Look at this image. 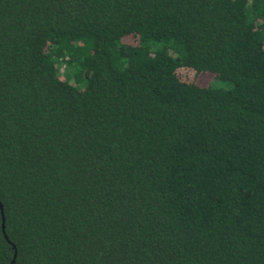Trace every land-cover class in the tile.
Instances as JSON below:
<instances>
[{
  "label": "trees",
  "instance_id": "trees-1",
  "mask_svg": "<svg viewBox=\"0 0 264 264\" xmlns=\"http://www.w3.org/2000/svg\"><path fill=\"white\" fill-rule=\"evenodd\" d=\"M0 205V264H264V0H0Z\"/></svg>",
  "mask_w": 264,
  "mask_h": 264
},
{
  "label": "rangeland",
  "instance_id": "rangeland-1",
  "mask_svg": "<svg viewBox=\"0 0 264 264\" xmlns=\"http://www.w3.org/2000/svg\"><path fill=\"white\" fill-rule=\"evenodd\" d=\"M180 74H181V76H182L184 79L189 78V74H188V72H187L186 70H184V69H181V70H180ZM204 77H205V76H204ZM204 79H206V77H205Z\"/></svg>",
  "mask_w": 264,
  "mask_h": 264
},
{
  "label": "water",
  "instance_id": "water-1",
  "mask_svg": "<svg viewBox=\"0 0 264 264\" xmlns=\"http://www.w3.org/2000/svg\"><path fill=\"white\" fill-rule=\"evenodd\" d=\"M0 207H1V205H0Z\"/></svg>",
  "mask_w": 264,
  "mask_h": 264
}]
</instances>
